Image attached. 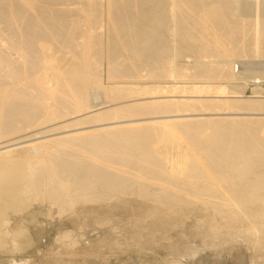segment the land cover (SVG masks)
Here are the masks:
<instances>
[{
  "label": "bare ground",
  "instance_id": "6f19581e",
  "mask_svg": "<svg viewBox=\"0 0 264 264\" xmlns=\"http://www.w3.org/2000/svg\"><path fill=\"white\" fill-rule=\"evenodd\" d=\"M250 11L258 54L264 0H0V252L37 245L40 204L63 217L130 195L201 208L264 247V116H252L264 99L101 78L143 63L170 73V57L186 55L198 73L229 77ZM128 97L144 100L116 104Z\"/></svg>",
  "mask_w": 264,
  "mask_h": 264
},
{
  "label": "rangeland",
  "instance_id": "374dc122",
  "mask_svg": "<svg viewBox=\"0 0 264 264\" xmlns=\"http://www.w3.org/2000/svg\"><path fill=\"white\" fill-rule=\"evenodd\" d=\"M252 13L253 11H250L249 16L246 14L242 17L246 24V38L239 39L240 46L243 45L242 47L238 45L240 52L234 58L228 59V62H224L228 65L226 67L230 72L229 77L223 78L221 74L222 77L220 75L210 77L204 73L203 75L198 73L192 62L193 57L186 55L179 59L170 57L168 63L170 73H159L156 66L143 63L139 67L141 73L138 71L139 74L135 76H112L104 68L101 73L102 81L105 85L110 84L109 86L131 85L137 89L142 86H168L173 90L177 88L176 91L182 90V87L189 90L193 86H203L202 88L225 86L226 91L235 88L240 91L238 94L247 95V98L264 99V42L260 45L262 53L256 54L254 38L252 39L254 28L249 24L250 17V20L254 18ZM170 35V39L173 40L174 36ZM241 52L243 54H239ZM57 56L58 54L55 58H59ZM208 59L210 64L216 63V57L209 56ZM229 64L236 66L234 72ZM257 90L261 93L257 94ZM92 92L99 96L102 90L94 89ZM256 95L261 97H255ZM173 97L176 98V96L167 98ZM193 97L194 99L213 98L212 96H190L189 99ZM136 100L142 101L144 98L128 97L117 101L116 104L130 101L132 103ZM196 108H198L196 112H199V109L203 107L198 103ZM79 115L74 114L73 118ZM225 115L229 116V114L215 116ZM252 116H264V114ZM64 122L60 121L59 124ZM60 134L63 135V133ZM4 154L12 155L7 148ZM130 196L116 200L117 203L113 199L114 201L104 200L101 205L80 206L77 208V213H70L63 217L58 215L56 207L53 208L47 203L40 204L42 212H40V228L32 232L33 237L38 241L37 245L33 246L34 248L30 247L29 250L26 248L23 249L24 251H16L13 254L0 252V264H264L263 246L253 244L245 234L242 235L243 233L237 230H232L230 233L222 227L221 219L209 216L205 210L190 206L174 210ZM48 210L50 213H47ZM62 218L64 220H61ZM211 223H218L217 226L220 227L214 230ZM69 231L72 233L70 234Z\"/></svg>",
  "mask_w": 264,
  "mask_h": 264
}]
</instances>
